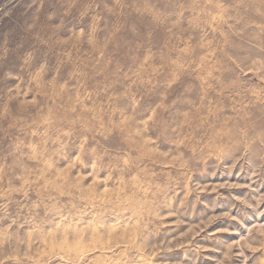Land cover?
<instances>
[{
    "label": "rangeland",
    "instance_id": "rangeland-1",
    "mask_svg": "<svg viewBox=\"0 0 264 264\" xmlns=\"http://www.w3.org/2000/svg\"><path fill=\"white\" fill-rule=\"evenodd\" d=\"M0 264H264V0H0Z\"/></svg>",
    "mask_w": 264,
    "mask_h": 264
}]
</instances>
